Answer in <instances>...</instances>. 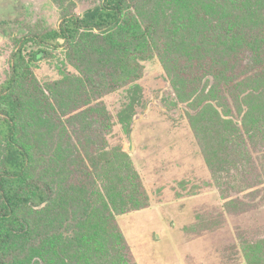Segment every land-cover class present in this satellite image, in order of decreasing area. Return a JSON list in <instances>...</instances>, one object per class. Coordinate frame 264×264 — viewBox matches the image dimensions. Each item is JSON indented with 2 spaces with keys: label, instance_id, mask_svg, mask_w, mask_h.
Segmentation results:
<instances>
[{
  "label": "trees",
  "instance_id": "1",
  "mask_svg": "<svg viewBox=\"0 0 264 264\" xmlns=\"http://www.w3.org/2000/svg\"><path fill=\"white\" fill-rule=\"evenodd\" d=\"M143 1L102 0L81 16H63L54 30L25 38L21 46L31 43L38 47L29 53L30 61L37 63L45 58L46 49L61 47L81 75L80 80L47 85V94L51 95L54 88L60 91L58 96L67 95L66 107L75 102L70 98L74 84L76 90L80 88L79 96L108 94L122 88L138 90L133 91L136 95L142 74L140 63L154 55L178 102L187 106L190 130L214 183L234 165L241 177L250 174L249 164L244 167L245 161L239 158L245 153L243 142L235 145L230 139L235 131L240 135L254 133L264 126L254 114L258 106L264 118V0H178L169 5H164V0ZM146 3L153 6L150 11L141 10L140 4ZM21 46L12 54L9 80L0 86V114L4 117L0 140L6 149L0 162V264H15L21 257L9 254L10 249L19 241L31 242L33 227L20 215L25 209H34L35 242L50 246L57 260L62 257L68 263L80 264L77 252L81 247L85 251L82 264H136L115 219L147 209L149 198L127 153L121 146L110 147L108 143L110 131L103 132L102 128L113 126L110 116L102 114L97 120L101 134L94 168L93 151L89 149L94 144L93 123L67 113L68 125L77 138H69L61 128L56 150L66 144L74 147L68 156L75 153L78 173H73L70 188L50 180L73 170H65L69 167L62 161L68 157L65 155L59 157L63 169L55 173L54 158L42 155L38 143L24 145L20 141L16 123L24 103L9 93L32 75ZM142 99L140 95L139 103ZM148 105H142V113ZM233 108H239L237 114ZM93 110L103 113L105 108L88 109ZM209 110L215 119L209 117ZM241 112L238 121L233 115ZM134 115L127 119L130 125ZM198 118H203L202 123ZM250 188L252 185L246 184V189ZM53 214L58 220L50 219ZM53 221L72 236L57 234L61 231ZM50 239H57V243H47Z\"/></svg>",
  "mask_w": 264,
  "mask_h": 264
},
{
  "label": "rangeland",
  "instance_id": "2",
  "mask_svg": "<svg viewBox=\"0 0 264 264\" xmlns=\"http://www.w3.org/2000/svg\"><path fill=\"white\" fill-rule=\"evenodd\" d=\"M101 1L0 0V86L9 80L12 54L25 38L54 30L63 16H81L100 5ZM174 1L178 0H164L163 3L169 5ZM143 5L140 4L142 11H150L153 7L148 3ZM21 47L32 75L21 80L9 93L24 103L16 123L20 141L24 145L38 143L42 155L54 158L52 170L55 173L58 174L59 168L63 169L62 161L69 164L65 170H73L69 174L64 171L57 177L52 176L50 180L70 188L73 173H78L75 153L68 156L74 147L66 144L56 150L61 128L69 138L76 137L68 125V115H78V120L93 123L91 139L94 144L89 149L93 151L94 168H97L99 160L96 153L101 134L97 120L102 114L110 116L113 126L102 128L103 132L110 131L108 143L110 147L121 146L127 153L149 198L147 209L115 217L129 255L136 264H264V126L254 133L246 131L240 135L239 130L235 131L234 138L230 139L235 145L243 142L246 149L239 158L245 161L244 167L249 164L250 174L241 177V173L234 170L237 165H234L229 174L220 176L214 183L190 130L187 106L178 102L154 55L140 63L142 74L136 85L139 88L136 95L133 91L138 90L122 88L108 94L93 92L79 96L80 88L76 90L74 86L77 85L74 84L70 98L75 102L66 107L67 95L60 93L58 96L60 91L54 88L51 95L47 94L49 84L81 79L80 73L68 61L65 49H46L45 58L35 63L29 60L28 55L38 47L31 43ZM35 88L38 89L36 93ZM140 95L142 104L138 100ZM143 104L149 105L142 113ZM193 106L197 107L195 103ZM239 106L246 112L245 106ZM98 107L105 108V111H88ZM254 108V114H258L256 121L262 124L264 118L258 113V106ZM233 111L237 114L239 108H233ZM209 112V117L215 119L211 117L213 112ZM132 113L135 115L130 125L127 119ZM236 114L233 115L235 119L241 121L243 112ZM140 115L143 116L140 118ZM2 118L0 114V124ZM202 119L197 120L202 123ZM129 125L132 129L130 138L126 135ZM224 135L228 136V133ZM5 150L0 140V162ZM59 157L64 158L61 161ZM31 165L35 170V161ZM246 184H251L252 188L246 189ZM226 203L234 205L227 207ZM33 210L25 209L20 214L33 227V232L29 235L31 242L19 241L10 249L9 254L18 253L21 257L15 264H71L62 257L63 262L57 260L56 252L51 251L50 246L35 242ZM50 219L58 220V217L53 214ZM53 225L61 231L55 221ZM57 234L64 238L72 236L68 230ZM47 243H57V239H50ZM82 252L85 253L79 247L77 259L80 264Z\"/></svg>",
  "mask_w": 264,
  "mask_h": 264
}]
</instances>
